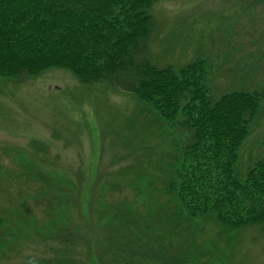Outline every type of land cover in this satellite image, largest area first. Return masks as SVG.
Listing matches in <instances>:
<instances>
[{"label":"rangeland","instance_id":"1","mask_svg":"<svg viewBox=\"0 0 264 264\" xmlns=\"http://www.w3.org/2000/svg\"><path fill=\"white\" fill-rule=\"evenodd\" d=\"M151 14L138 60L176 70L203 61L214 100L263 92L235 167L243 180L264 160V0H157ZM151 111L131 93L82 83L64 69L0 76V264H124L112 249L125 223L110 222L109 208L138 214L159 233L153 220L167 215L156 207L176 208L165 190L172 166L184 179L202 174L206 161L183 155L189 131ZM215 175L187 188L197 197L224 188ZM191 222L189 250L198 242L201 249L185 264H264V222L238 231L212 218Z\"/></svg>","mask_w":264,"mask_h":264},{"label":"trees","instance_id":"2","mask_svg":"<svg viewBox=\"0 0 264 264\" xmlns=\"http://www.w3.org/2000/svg\"><path fill=\"white\" fill-rule=\"evenodd\" d=\"M155 1L0 0L1 77L27 80L59 68L85 84L107 82L148 104L161 120L187 129L183 155L206 161L202 174H185L184 179L177 164L172 166L165 190L167 204L176 208L169 212L167 207H156L154 212L167 215L153 220L160 228L157 234L138 214L126 216L124 210L109 208L110 222L125 223V232L112 249L124 264H167L181 255L179 264L190 263L201 249L198 242L189 250L195 238L190 224L196 217L212 218L230 231L264 222V160L249 166L243 180L235 176L239 150L263 92L232 90L214 100L203 61L176 70L170 65L154 66L144 57L138 60L154 24ZM213 171L224 188L213 193L199 190L198 197L187 188L189 181L197 183ZM224 190L226 196L221 195ZM181 220L186 225L180 226Z\"/></svg>","mask_w":264,"mask_h":264}]
</instances>
